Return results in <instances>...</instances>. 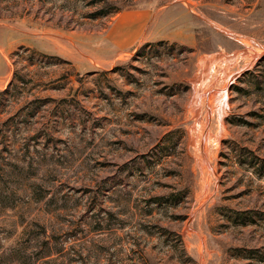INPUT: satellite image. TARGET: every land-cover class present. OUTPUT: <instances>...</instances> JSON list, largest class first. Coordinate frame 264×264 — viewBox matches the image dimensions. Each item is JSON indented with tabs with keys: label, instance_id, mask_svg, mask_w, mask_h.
Wrapping results in <instances>:
<instances>
[{
	"label": "rangeland",
	"instance_id": "obj_1",
	"mask_svg": "<svg viewBox=\"0 0 264 264\" xmlns=\"http://www.w3.org/2000/svg\"><path fill=\"white\" fill-rule=\"evenodd\" d=\"M0 264H264V0H0Z\"/></svg>",
	"mask_w": 264,
	"mask_h": 264
},
{
	"label": "bare ground",
	"instance_id": "obj_2",
	"mask_svg": "<svg viewBox=\"0 0 264 264\" xmlns=\"http://www.w3.org/2000/svg\"><path fill=\"white\" fill-rule=\"evenodd\" d=\"M233 58H234V55L225 57L223 54L219 53V54L212 55V56H206L205 58H202L199 61L197 73L195 74L193 78L195 95L190 104V111L192 113H195L199 106L200 98L202 95H204L202 92L204 82L207 80L208 76H210L212 69L214 70L220 69V70H223V72H225V69H223L222 67H218V65L220 63H224L228 66L234 60ZM215 102L216 104L214 107V111L216 112L217 120L221 127L222 126L221 120L225 113V110H224V104L226 103L225 94L220 91L217 92ZM193 130L197 132V124H194ZM196 139H197L196 137L192 138L191 139L192 143H196ZM216 141H218V138H216Z\"/></svg>",
	"mask_w": 264,
	"mask_h": 264
}]
</instances>
